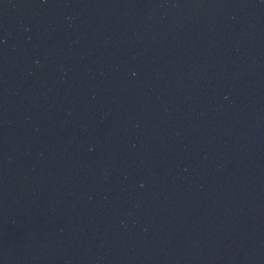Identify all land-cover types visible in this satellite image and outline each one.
Masks as SVG:
<instances>
[{"label": "water", "instance_id": "95a60500", "mask_svg": "<svg viewBox=\"0 0 264 264\" xmlns=\"http://www.w3.org/2000/svg\"><path fill=\"white\" fill-rule=\"evenodd\" d=\"M0 264H264V0H0Z\"/></svg>", "mask_w": 264, "mask_h": 264}]
</instances>
